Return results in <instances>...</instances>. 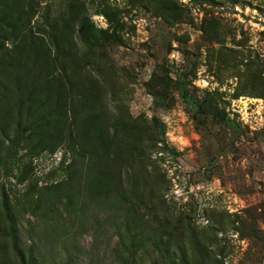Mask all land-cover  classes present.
I'll return each mask as SVG.
<instances>
[{
  "label": "rangeland",
  "instance_id": "rangeland-1",
  "mask_svg": "<svg viewBox=\"0 0 264 264\" xmlns=\"http://www.w3.org/2000/svg\"><path fill=\"white\" fill-rule=\"evenodd\" d=\"M13 244L264 264V0H0V264Z\"/></svg>",
  "mask_w": 264,
  "mask_h": 264
},
{
  "label": "trees",
  "instance_id": "trees-1",
  "mask_svg": "<svg viewBox=\"0 0 264 264\" xmlns=\"http://www.w3.org/2000/svg\"><path fill=\"white\" fill-rule=\"evenodd\" d=\"M20 77H15L14 78V86H15V101H17V105L20 106V104L22 103V99H21V95H22V91L26 90L28 88V86L30 84H28V82L24 81L22 82V84H20ZM37 79V78H36ZM34 82V81H33ZM29 96H36V94H34L33 92H28V95H27V99H29ZM41 97V96H40ZM46 99L48 98V96L45 94L44 96ZM19 117V116H18ZM21 118L19 117L16 121V128H18V126H20V123H21ZM16 131V130H15ZM4 195V194H3ZM2 209H3V212L5 214V216L7 217V214H8V208H7V203H6V200L4 199V196H3V199H2ZM12 241H14V235H12ZM13 249L18 257V259L20 260V263L21 264H24V258L22 256V254L16 249V246L13 244ZM29 261V260H28Z\"/></svg>",
  "mask_w": 264,
  "mask_h": 264
}]
</instances>
